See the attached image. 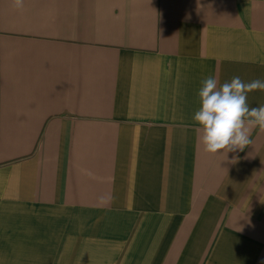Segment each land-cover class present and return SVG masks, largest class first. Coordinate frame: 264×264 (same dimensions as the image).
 <instances>
[{"label": "crops", "instance_id": "obj_1", "mask_svg": "<svg viewBox=\"0 0 264 264\" xmlns=\"http://www.w3.org/2000/svg\"><path fill=\"white\" fill-rule=\"evenodd\" d=\"M210 75L264 80V0H0V264H264V133L203 151Z\"/></svg>", "mask_w": 264, "mask_h": 264}, {"label": "clouds", "instance_id": "obj_2", "mask_svg": "<svg viewBox=\"0 0 264 264\" xmlns=\"http://www.w3.org/2000/svg\"><path fill=\"white\" fill-rule=\"evenodd\" d=\"M14 4L22 8L23 0ZM256 90L264 91V80L244 82L236 76L219 87L211 75L202 80L193 120L205 153L243 151L252 144L254 128L264 133V105L250 107L247 102L248 93Z\"/></svg>", "mask_w": 264, "mask_h": 264}]
</instances>
